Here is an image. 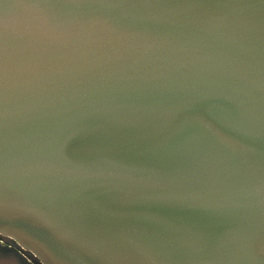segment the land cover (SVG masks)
Here are the masks:
<instances>
[{"label":"water","instance_id":"water-1","mask_svg":"<svg viewBox=\"0 0 264 264\" xmlns=\"http://www.w3.org/2000/svg\"><path fill=\"white\" fill-rule=\"evenodd\" d=\"M0 234L264 264V0H0Z\"/></svg>","mask_w":264,"mask_h":264},{"label":"rangeland","instance_id":"rangeland-1","mask_svg":"<svg viewBox=\"0 0 264 264\" xmlns=\"http://www.w3.org/2000/svg\"><path fill=\"white\" fill-rule=\"evenodd\" d=\"M0 246L18 253L23 259V264H43L38 256L7 235L0 234Z\"/></svg>","mask_w":264,"mask_h":264},{"label":"bare ground","instance_id":"bare-ground-1","mask_svg":"<svg viewBox=\"0 0 264 264\" xmlns=\"http://www.w3.org/2000/svg\"><path fill=\"white\" fill-rule=\"evenodd\" d=\"M0 255L7 256V251H0Z\"/></svg>","mask_w":264,"mask_h":264}]
</instances>
